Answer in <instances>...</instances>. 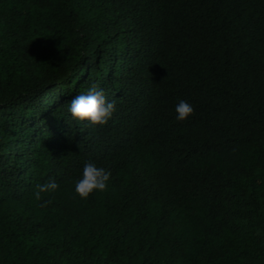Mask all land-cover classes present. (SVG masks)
<instances>
[{"label": "trees", "instance_id": "16d2710c", "mask_svg": "<svg viewBox=\"0 0 264 264\" xmlns=\"http://www.w3.org/2000/svg\"><path fill=\"white\" fill-rule=\"evenodd\" d=\"M0 264H264V0H0Z\"/></svg>", "mask_w": 264, "mask_h": 264}]
</instances>
